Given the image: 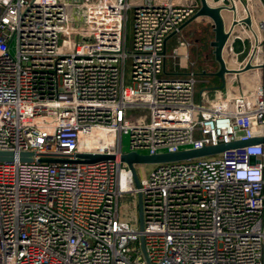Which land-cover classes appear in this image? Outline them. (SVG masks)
<instances>
[{
  "label": "built area",
  "instance_id": "obj_1",
  "mask_svg": "<svg viewBox=\"0 0 264 264\" xmlns=\"http://www.w3.org/2000/svg\"><path fill=\"white\" fill-rule=\"evenodd\" d=\"M207 2L231 14L223 53L239 36L250 48L195 102L194 72L164 64L171 36L187 60L198 0H0V151L32 154L0 161V264H147L140 235L149 264H264V0ZM255 138L151 165L139 188L119 160ZM79 154L115 159L61 162ZM126 193L141 195L142 232L120 216Z\"/></svg>",
  "mask_w": 264,
  "mask_h": 264
},
{
  "label": "water",
  "instance_id": "obj_2",
  "mask_svg": "<svg viewBox=\"0 0 264 264\" xmlns=\"http://www.w3.org/2000/svg\"><path fill=\"white\" fill-rule=\"evenodd\" d=\"M199 5L195 14L187 21H191L196 18H201L209 21L210 28L213 34L212 40L209 42V46L212 49L213 60L217 63V70L214 73L209 75H213L219 81V85L213 87L212 89L220 90L224 87L225 82V74L228 71L226 68V63L223 58V50L230 36L229 30L225 29V24L221 17V11L224 9L222 6H211L208 4L207 0H198ZM245 22L249 24V20L246 19ZM250 64L245 66V69L249 68ZM262 139L255 138L249 139L246 141H235L228 144H219L217 146H204L200 149H190V150H182L175 152H166L159 154H137L136 152H127L122 153L119 156V160L121 163L125 164L131 172V176L133 179V183L136 188H139V180L136 173L135 167L138 165H156L161 163H169V162H179L192 160L202 157L214 156L225 150L246 146L251 144L260 143ZM32 154L30 153H14V152H4L0 151V161L8 162L13 161L15 158H19L21 161L30 160ZM114 155H106V154H79L76 156V160L68 161L62 160L61 162H73V163H97L102 161H110L114 160ZM47 162H51V160H46ZM53 161V160H52ZM136 208H137V228L139 232L143 231V211H142V198L140 193H136ZM139 247L142 253V256L147 264H149L148 259L146 257L144 239L143 236L139 237Z\"/></svg>",
  "mask_w": 264,
  "mask_h": 264
},
{
  "label": "crops",
  "instance_id": "obj_3",
  "mask_svg": "<svg viewBox=\"0 0 264 264\" xmlns=\"http://www.w3.org/2000/svg\"><path fill=\"white\" fill-rule=\"evenodd\" d=\"M216 1L217 0H209L210 3H217ZM206 22L207 24H209V21L205 19L196 18L189 22L186 21L182 25L181 34L190 43V46L187 49L188 58L187 60L182 61V63H179L178 59L174 60L171 57L172 50L174 47H176L177 44L175 37H168L165 45V53L167 55V58L164 64V76L170 78H182L185 77L190 71H193L196 75V86L198 85L197 88L195 87V94L197 96L196 99L198 101L202 98L203 100H206V93L208 94L213 88L212 86L206 87V77L210 76L209 74H211L206 72V45H204L203 43L206 40ZM240 41L243 42L246 40L236 38L231 42V44L234 43L233 48L235 47L236 49L237 59L235 62L237 63H242L245 61L250 48V42H247V47L245 49V52L246 50L247 52L241 56L243 46H241ZM237 46L241 48L240 51H238L239 48H237Z\"/></svg>",
  "mask_w": 264,
  "mask_h": 264
},
{
  "label": "rangeland",
  "instance_id": "obj_4",
  "mask_svg": "<svg viewBox=\"0 0 264 264\" xmlns=\"http://www.w3.org/2000/svg\"><path fill=\"white\" fill-rule=\"evenodd\" d=\"M222 15L224 16V20H225V25H228V22L230 20V15L229 13L223 12ZM213 38V34L211 31V28L208 26L207 22H206V34H205V39H206V72L207 73H213L217 70V63L214 62L213 60V55H212V49L209 46V42L212 40ZM242 37L239 36V39H241ZM242 40V39H241ZM247 42L240 41L241 46H243V50L241 51V56L244 55L245 49L247 47ZM131 43H132V19H131V13H129V17L128 20L126 22V30H125V51L127 53L130 52L131 50ZM234 46V43H232V47ZM240 46V45H239ZM237 46L238 51L241 50V48ZM10 51L13 53L14 49L13 46L10 48ZM228 54H236V49L235 47L232 48V50L226 49L223 58L225 59V61L227 62V58H228ZM237 56L234 57V62L236 61ZM236 63V62H235ZM241 63V62H240ZM126 72H125V77L127 78V75L129 74V67L131 64V59L128 57L126 59ZM211 77V78H210ZM126 84L127 81H126ZM217 84H219V81L216 77L214 76H207L206 77V87H215L214 85L217 86ZM209 85V86H208ZM198 86V85H197ZM197 86H195L197 88ZM207 92V91H206ZM217 90L216 89H212L210 90V92L208 94H206V99H213L216 96ZM196 94L194 93V101L197 102L196 99ZM121 145L123 149H127L129 146V136L128 135H123L122 139H121ZM150 166L148 165H138L135 167L136 172L139 176V178H143L147 172L149 171ZM119 212H120V216L123 217V219H125L126 221H128L132 227L136 228L137 227V208H136V194L135 193H126L123 194L120 198H119Z\"/></svg>",
  "mask_w": 264,
  "mask_h": 264
},
{
  "label": "trees",
  "instance_id": "obj_5",
  "mask_svg": "<svg viewBox=\"0 0 264 264\" xmlns=\"http://www.w3.org/2000/svg\"><path fill=\"white\" fill-rule=\"evenodd\" d=\"M208 26L210 27V24H208ZM203 43H204V45H206L207 44L206 40Z\"/></svg>",
  "mask_w": 264,
  "mask_h": 264
}]
</instances>
